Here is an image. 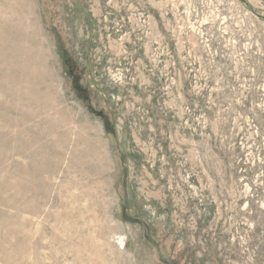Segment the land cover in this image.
Segmentation results:
<instances>
[{
	"label": "rangeland",
	"instance_id": "374dc122",
	"mask_svg": "<svg viewBox=\"0 0 264 264\" xmlns=\"http://www.w3.org/2000/svg\"><path fill=\"white\" fill-rule=\"evenodd\" d=\"M0 264H264V0H0Z\"/></svg>",
	"mask_w": 264,
	"mask_h": 264
},
{
	"label": "bare ground",
	"instance_id": "6f19581e",
	"mask_svg": "<svg viewBox=\"0 0 264 264\" xmlns=\"http://www.w3.org/2000/svg\"><path fill=\"white\" fill-rule=\"evenodd\" d=\"M36 73V72H35ZM39 73V72H38ZM34 79H35V77H33V76H31V79H30V83H34L35 84V82H33L34 81ZM7 81V80H6ZM22 83V82H21ZM20 85H22V84H20ZM20 87V86H19ZM30 88V87H29ZM20 89V88H19Z\"/></svg>",
	"mask_w": 264,
	"mask_h": 264
}]
</instances>
